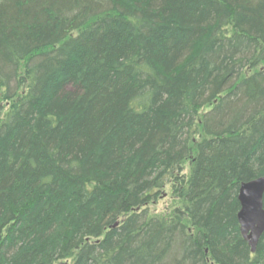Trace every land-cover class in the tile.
<instances>
[{"label": "trees", "instance_id": "1", "mask_svg": "<svg viewBox=\"0 0 264 264\" xmlns=\"http://www.w3.org/2000/svg\"><path fill=\"white\" fill-rule=\"evenodd\" d=\"M1 104L0 264H264V0H0Z\"/></svg>", "mask_w": 264, "mask_h": 264}, {"label": "water", "instance_id": "2", "mask_svg": "<svg viewBox=\"0 0 264 264\" xmlns=\"http://www.w3.org/2000/svg\"><path fill=\"white\" fill-rule=\"evenodd\" d=\"M264 177L241 183L237 199L239 212L237 220L243 240L254 253L264 234Z\"/></svg>", "mask_w": 264, "mask_h": 264}, {"label": "rangeland", "instance_id": "3", "mask_svg": "<svg viewBox=\"0 0 264 264\" xmlns=\"http://www.w3.org/2000/svg\"><path fill=\"white\" fill-rule=\"evenodd\" d=\"M0 108H3V110L6 109L5 104H1ZM203 111L200 113V116L203 113ZM189 166H190V161H186L182 167L181 176L187 175ZM176 195L177 194H174V191L172 189V184L166 185L159 198L147 206L149 212L152 214L170 213L173 210V208L176 206V203L178 202V197Z\"/></svg>", "mask_w": 264, "mask_h": 264}]
</instances>
